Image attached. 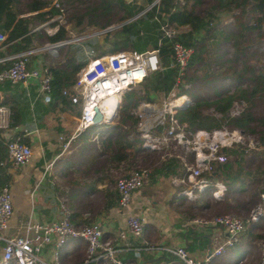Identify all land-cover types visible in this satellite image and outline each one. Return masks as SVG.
<instances>
[{
  "label": "trees",
  "instance_id": "1",
  "mask_svg": "<svg viewBox=\"0 0 264 264\" xmlns=\"http://www.w3.org/2000/svg\"><path fill=\"white\" fill-rule=\"evenodd\" d=\"M54 1L58 6L53 4ZM155 1L0 0V33L5 37L0 42V59L70 40V29H77L79 33L90 29L103 32L102 38L94 36L60 47L57 57L48 50L30 56L29 67L41 65L52 77L51 101L47 105L39 99L30 109L27 90L22 84L0 82V91L8 93L0 99V107L9 111L8 127L23 125L29 131L34 122L42 127L47 113L58 107L78 117L76 104H72L63 91L71 90L77 72L90 59L119 51L157 49L161 69L148 75L135 89L122 94L116 119L102 127H90L71 141L70 155L65 156L62 164L67 170L64 173L67 179L56 188L59 205L68 206L76 226L92 224L95 223V214L83 220V224L76 223L81 215L79 211H82L78 203L100 194L98 213L118 206L117 177L147 170L149 176L144 185L149 186L183 178L187 172L180 157H185L191 164L192 153L184 155L181 147H172L177 154L161 159L157 152L143 148L135 115L140 103L153 101L152 96L157 100L160 96L166 97L175 89L176 96L185 95L189 99L177 113L179 121L187 125L188 138L202 129L209 132L238 130L256 136L261 146L257 151L242 146L221 150L226 161L213 164L214 178L206 173L201 176L209 181L206 192L212 189L214 179L219 178L225 187L222 198L210 203L203 191L188 202V206L181 210L182 215L190 222L230 215L242 219L247 227L251 223L248 221L250 212L259 203L264 182V65L257 56L264 33V0ZM229 14L233 17L242 14L243 18L240 22L223 23L222 15ZM47 28L56 30L49 33ZM172 30L177 31V37L182 33L190 36L194 44L182 77L174 66L172 43L166 36V32ZM10 64L1 63L0 71ZM218 80H228L230 85L214 87L211 97L196 92L198 84L205 86ZM56 114H52L53 118ZM60 119L64 121L63 113ZM53 126L55 128L56 124ZM16 138L28 144L23 132L8 139L0 128V162L7 156L6 143ZM10 167V164L0 166V186L9 183L7 173ZM100 183L106 186L99 189L97 184ZM251 186L253 192H249ZM183 187L176 188L180 192ZM242 193H248L246 200L241 197ZM179 199L185 197L179 194ZM88 205L83 203L82 209ZM182 237L190 240L187 245L190 252H195L197 238L201 249L210 243V235L194 228H188ZM257 237L262 240L264 233ZM78 248L77 245L75 251ZM80 264L97 262L84 263L83 260Z\"/></svg>",
  "mask_w": 264,
  "mask_h": 264
},
{
  "label": "built area",
  "instance_id": "2",
  "mask_svg": "<svg viewBox=\"0 0 264 264\" xmlns=\"http://www.w3.org/2000/svg\"><path fill=\"white\" fill-rule=\"evenodd\" d=\"M130 2L131 0H127ZM156 0L155 2H158ZM56 6V1L53 3ZM45 26V25H43ZM56 29H54L55 31ZM51 33V32H50ZM103 32H95L98 36ZM177 31H167L173 49L175 65L182 77L187 69L193 54L194 44H183L178 40ZM88 36L86 35V38ZM99 37V36H98ZM5 39L0 33V42ZM70 39L56 44L46 45L42 49H32L0 59V64H11L0 71V82L22 84L31 83L38 85V93L45 104L51 101L52 77L47 68L42 66L29 67L30 56L43 50L55 52L75 40ZM161 69L158 50L149 48L144 51H119L115 54L105 55L99 59H90L76 74L75 83L71 90L63 91L72 104L80 108L77 118V129L70 138L60 134L56 139L61 143V152H68L71 140L82 131L93 127H102L110 124L109 119L114 115L117 104L121 103L122 94L135 89L150 74ZM179 83L177 81L176 87ZM153 101L142 102L135 112L138 118L137 129L142 140L143 148L157 152L159 158L177 154L173 149L182 148V154L192 153L193 161L188 164L185 157H180L186 167L183 178H174L172 183L184 186L180 192L187 200L195 199L199 193L209 188V181L201 175H212L213 164L226 161V156L221 150L242 146L248 150H261L256 136L247 135L238 130L220 129L209 132L197 130L190 139L187 137L185 123L177 117L178 110L189 102L187 96H176L175 89L161 103H157L156 96ZM113 109V110H112ZM9 111L0 107V128L5 131L8 127ZM70 116L64 114V120ZM58 122V119L53 118ZM62 122V121H61ZM17 128V127H15ZM11 138V137H10ZM8 138V139H10ZM174 147V148H172ZM7 156L0 162V166L10 164L18 169L26 166L32 159V148L20 141V138L6 143ZM179 157V156H177ZM149 176L147 170L132 171L127 176H119L115 186L119 194L118 206L125 210L130 205L132 198L138 190L144 187V182ZM212 191L214 198L222 196L225 187L221 182L215 181ZM264 201V182L260 188L259 203L252 209L248 221H256L263 215L261 207ZM59 219L49 221H24L13 233H9V221L13 213L12 192L9 183L0 186V251L3 264H62L61 251L74 240L85 244L90 255L103 259L107 264H127L118 254L120 250L112 240H105L100 224L92 223L76 226L72 222L71 211L67 205H60ZM194 225L209 227L213 248L202 258L194 256L186 246L179 245L174 248L160 247L144 244L141 249L150 251H168L183 264H209L213 258L224 256L239 240L246 224L235 216L224 215L210 220L196 219ZM145 219L141 213L130 214L127 218L126 229L121 230L118 236L123 241L127 239L138 240L144 233ZM223 228L227 237L223 238L218 229ZM51 248V252L49 250ZM135 251H138L135 250ZM46 255H50L48 260ZM264 264V238L260 242V262Z\"/></svg>",
  "mask_w": 264,
  "mask_h": 264
},
{
  "label": "crops",
  "instance_id": "3",
  "mask_svg": "<svg viewBox=\"0 0 264 264\" xmlns=\"http://www.w3.org/2000/svg\"><path fill=\"white\" fill-rule=\"evenodd\" d=\"M178 40L186 45L193 43L192 38L185 33L180 34ZM34 66L39 65L34 64ZM22 87H25L27 90L30 109H32V105L38 102L37 100L39 99L43 103L39 97L38 85L36 83H31L28 86L22 85ZM6 95L8 93L0 91V99H3ZM43 105L47 104L43 103ZM75 112L80 114L78 105H76ZM53 113H57L55 119H58V122L53 121ZM62 113L69 115L70 118L61 122ZM77 118L76 115L65 112L58 107L47 113L44 119L45 125L42 127H38V123L34 122L33 127L29 131L23 125L17 128L5 129L4 134L6 138L23 132L27 138V145L33 151L32 159L26 166L18 169L12 167L8 169L7 176L9 177V185L12 192L13 209L17 213L16 220L11 222L9 233L13 234L24 221L29 219L42 222L59 219L61 212L56 188L58 185L62 186L67 179V177H64V173L67 170L63 168L62 164L64 163L65 156L70 155V149L68 152L62 153L61 143L56 138L60 134L66 138L74 136L77 129ZM54 123L56 124L55 128L53 126ZM172 181L173 179L170 182L173 187L175 186L174 189L182 187L174 185ZM215 181L220 182L218 177L214 179ZM161 183L163 182H159L156 186L145 185V187L135 192L130 205L125 210H122L119 206H115L108 212L98 213L97 211L101 206L100 194L90 196L88 200L83 199V202L78 203L79 209L82 211H79L81 215L77 218L76 223L83 224V220L90 217L91 214H95L94 221L101 225L104 239L112 240L113 244L120 250L118 252L119 256L127 264H183L168 251H150L141 249V246L148 244L155 248H174L184 245L188 249L187 245L190 240L184 239L182 234L184 235L188 228H194L199 233L203 232L205 235H210V243L207 248L201 249L198 246L199 241L197 238V248L195 252H190L194 256L202 258L213 248L211 243L212 229L208 227L209 230L207 227L194 225L182 215L181 210L186 208L189 204L188 202L191 200H187L186 198L179 199L181 191L178 192V188V193L176 192L175 195H171L164 204L159 200L157 201L153 192ZM105 186V183L97 184L99 189ZM215 189L212 186L211 190L205 191L207 193L206 200L210 203H214L215 200L222 198L224 194L223 191L222 196L214 198L212 191ZM85 202L89 205L82 209V204ZM94 202H97L96 206H94ZM261 207L263 215L256 221H249L251 222L250 225L245 227L238 242L224 256L211 259L209 264H259L261 239L257 236L264 233V201ZM135 213L143 215L146 226L145 231L138 240L127 239L123 241L119 238L118 233L126 229L128 216ZM177 225L181 226L177 227ZM218 230L223 238L227 237V232L223 228ZM77 245L79 248L78 251H75ZM137 249L138 251H135ZM49 250L51 252L52 249L49 248ZM95 256L88 254L85 244L79 240L71 241L61 251L62 264H80L83 260L84 263L96 261L97 264H107L103 259L96 258ZM46 258L48 260L51 259L50 255H46ZM0 264H3L1 251Z\"/></svg>",
  "mask_w": 264,
  "mask_h": 264
},
{
  "label": "rangeland",
  "instance_id": "4",
  "mask_svg": "<svg viewBox=\"0 0 264 264\" xmlns=\"http://www.w3.org/2000/svg\"><path fill=\"white\" fill-rule=\"evenodd\" d=\"M242 18H243L242 14L235 15L234 17L229 14V15H222L221 20H222L223 23H230L232 20H235L236 22H240L242 20ZM47 30H48L49 33L54 31L53 29H50V28H47ZM97 30L98 29H90V30H86L84 32L82 31L81 33H79L77 29H70L69 30V35H70L71 39L82 38V40H83V39H86V35L88 36L87 38L94 37L92 34L97 32ZM98 36H99V38H102V34H100ZM77 41L78 40H75V42H77ZM49 53L52 56L57 57L58 54L60 53V48H58L56 50V53L55 52H49ZM257 56L259 57L260 64L264 65V33L262 34L261 41H260V43L258 45V48H257ZM39 66H41V65H39ZM229 85L230 84H229L228 80H223V81L218 80L215 83H211V84L205 85V86H201L200 84H198L196 92L198 94H200V95H206V96L211 97L212 90L214 89V87H225V86L228 87ZM163 99H164V96H160L158 100L156 99V102L157 103H161V101ZM263 109L259 110V112H261ZM157 156L159 157L158 154H157ZM252 157H254V160L257 161V158L255 156H252ZM158 186L159 187L156 188V190L153 193H154L155 199L157 201L159 200L162 204H164L169 199V197L171 195L173 196L177 192V188L174 189L175 186L173 187L171 182H169V183L168 182H163V183H161ZM252 186L250 187L251 189L249 188V192H253L254 187H252ZM144 187H145V185H144ZM247 195H248V193H242L241 197L244 200H246L245 198H247ZM12 206H13V203H12ZM16 218H17V213L13 209V213H12L11 219L9 221V226L10 227H11V222H14L16 220Z\"/></svg>",
  "mask_w": 264,
  "mask_h": 264
},
{
  "label": "water",
  "instance_id": "5",
  "mask_svg": "<svg viewBox=\"0 0 264 264\" xmlns=\"http://www.w3.org/2000/svg\"><path fill=\"white\" fill-rule=\"evenodd\" d=\"M109 30H111V29H109ZM119 107H120V103L117 104L116 109H115V113H114V115L109 119V123H112V122L116 119V117H117V113H118V110H119ZM214 176H215V174H214Z\"/></svg>",
  "mask_w": 264,
  "mask_h": 264
},
{
  "label": "bare ground",
  "instance_id": "6",
  "mask_svg": "<svg viewBox=\"0 0 264 264\" xmlns=\"http://www.w3.org/2000/svg\"><path fill=\"white\" fill-rule=\"evenodd\" d=\"M113 110V109H112Z\"/></svg>",
  "mask_w": 264,
  "mask_h": 264
}]
</instances>
